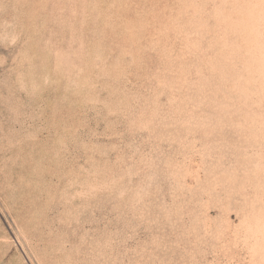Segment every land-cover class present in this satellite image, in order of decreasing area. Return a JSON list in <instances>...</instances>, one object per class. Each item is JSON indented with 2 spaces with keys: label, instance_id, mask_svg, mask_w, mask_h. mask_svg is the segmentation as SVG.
Listing matches in <instances>:
<instances>
[{
  "label": "rangeland",
  "instance_id": "obj_1",
  "mask_svg": "<svg viewBox=\"0 0 264 264\" xmlns=\"http://www.w3.org/2000/svg\"><path fill=\"white\" fill-rule=\"evenodd\" d=\"M0 264H264V0H0Z\"/></svg>",
  "mask_w": 264,
  "mask_h": 264
}]
</instances>
